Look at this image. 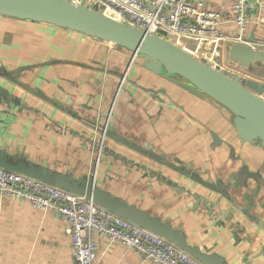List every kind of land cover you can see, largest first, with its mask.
<instances>
[{"label": "crops", "instance_id": "0c3cea01", "mask_svg": "<svg viewBox=\"0 0 264 264\" xmlns=\"http://www.w3.org/2000/svg\"><path fill=\"white\" fill-rule=\"evenodd\" d=\"M206 3L225 14L227 36L211 64L233 72L232 0ZM245 37L264 50V0L250 8ZM150 63L109 41L0 14V150L13 163L92 175L221 264H264V147L241 140L222 104ZM65 228L57 213L0 194V264H74ZM92 237L97 264H156Z\"/></svg>", "mask_w": 264, "mask_h": 264}, {"label": "water", "instance_id": "95a60500", "mask_svg": "<svg viewBox=\"0 0 264 264\" xmlns=\"http://www.w3.org/2000/svg\"><path fill=\"white\" fill-rule=\"evenodd\" d=\"M0 14L48 22L146 55L153 69L182 77L227 108L233 114V125L241 140H257L264 147L263 82L249 77L243 79L237 73L224 71L165 37L103 13L95 4L89 7L71 0H0ZM227 53L240 66L251 62L264 63V50L253 49L245 44L234 43L229 46ZM212 137L216 144L219 143L215 134ZM230 152H233L232 148ZM0 167L83 195L95 204L160 235L204 264H221L213 256L195 252L192 246L186 244L181 232L169 223L149 216L135 205L96 186L92 175L73 178L24 161L13 163L3 150H0ZM246 171L243 167L241 172ZM195 180L202 182L197 178ZM204 184L212 187L211 184Z\"/></svg>", "mask_w": 264, "mask_h": 264}, {"label": "built area", "instance_id": "2783aa9c", "mask_svg": "<svg viewBox=\"0 0 264 264\" xmlns=\"http://www.w3.org/2000/svg\"><path fill=\"white\" fill-rule=\"evenodd\" d=\"M96 5L103 13L167 38L194 51L209 49L217 57L226 41L221 25L224 13L211 8L206 0H71ZM257 0H232L231 21L237 32L233 41L257 49L245 37L249 10ZM198 57V56H197ZM213 60L215 58H212ZM211 63V62H210ZM213 63V62H212ZM100 146H98L96 161ZM0 194L26 199L32 206L57 213L66 223L71 238L74 264H97L96 241L92 232L104 236L109 244L121 242L156 264H204L187 251L160 235L135 224L91 199L35 177L0 167Z\"/></svg>", "mask_w": 264, "mask_h": 264}, {"label": "rangeland", "instance_id": "374dc122", "mask_svg": "<svg viewBox=\"0 0 264 264\" xmlns=\"http://www.w3.org/2000/svg\"><path fill=\"white\" fill-rule=\"evenodd\" d=\"M184 46L187 49H190L192 51H194V45L193 42H184ZM185 48V49H186ZM206 51L204 52V50H199L196 51L195 53L197 54L198 57L203 58L205 61H210L211 63L214 61L212 58H215L214 56L210 55V50L209 49H205ZM194 53V52H192ZM264 64L261 63H250L247 64L246 67L245 66H239V65H231V70L237 74H239L241 76V78L245 79V77H253V79L263 82L264 83ZM223 70H228L227 67L223 66L222 68Z\"/></svg>", "mask_w": 264, "mask_h": 264}, {"label": "bare ground", "instance_id": "6f19581e", "mask_svg": "<svg viewBox=\"0 0 264 264\" xmlns=\"http://www.w3.org/2000/svg\"><path fill=\"white\" fill-rule=\"evenodd\" d=\"M117 18H118V17H116L115 19H117ZM118 19H119V18H118ZM118 19H117V20H118Z\"/></svg>", "mask_w": 264, "mask_h": 264}]
</instances>
